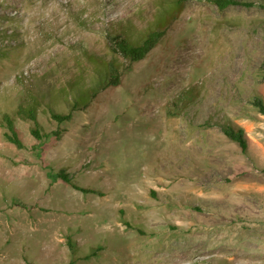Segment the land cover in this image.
<instances>
[{"label":"rangeland","instance_id":"374dc122","mask_svg":"<svg viewBox=\"0 0 264 264\" xmlns=\"http://www.w3.org/2000/svg\"><path fill=\"white\" fill-rule=\"evenodd\" d=\"M158 1L0 0V264H264V0H189L126 67L110 38L169 22ZM112 55L122 81L102 88ZM76 101L71 120L52 118ZM29 105L42 140L17 114Z\"/></svg>","mask_w":264,"mask_h":264},{"label":"trees","instance_id":"16d2710c","mask_svg":"<svg viewBox=\"0 0 264 264\" xmlns=\"http://www.w3.org/2000/svg\"><path fill=\"white\" fill-rule=\"evenodd\" d=\"M189 0H159L156 4L155 13H158L159 16H164L163 14H167L170 18L169 22L163 23V18L159 20V23L155 27L147 26L143 32L134 33L128 28L127 25H117L116 32H114V36L110 38L111 45L110 49L115 54H118L126 61H128L129 65L141 61L144 59L148 53L155 48L165 35L168 26L171 25L176 19L181 15L185 3ZM215 4L220 10H224L231 5H241L246 7H251L256 5L257 3L252 0H205ZM259 6H264L263 3H258ZM165 25V26H163ZM114 45V46H112ZM123 62L119 60L115 55H112L108 63H104L106 68V73H100V81L102 88H106L108 86H119L122 81V71L121 67ZM96 86V85H95ZM190 91H193L192 89ZM188 90H183L180 92L179 96L173 99V103L182 102L185 98L183 96L188 95ZM96 93V92H95ZM199 94V93H197ZM189 95H193L192 93ZM254 104L259 108L260 112L264 115V101L261 97H257L254 101ZM188 105V104H187ZM85 105H80L78 101L75 102L73 108L68 113L60 114L51 110V116L54 118L58 124H61L65 121L71 120L73 117V113L75 110H83ZM17 114L27 119L31 122L30 132L36 140H42L44 137H47L49 134L45 133L42 130V127L38 120V108L34 105H29V107L24 110L21 106L17 112ZM5 121L7 122L8 132H6V138L8 141L15 144L18 148H23L24 143L19 138L17 129L14 124V119L5 115ZM224 134L237 143L243 154L248 155L249 145L248 140L245 135L244 130L241 127H236L231 123H225L220 125ZM61 130L53 131V134L57 139L61 138L62 135ZM58 176L64 180L67 184L71 185L73 188L83 192V193H99L97 189L92 187H84L76 183L73 177L67 173L66 170H61ZM68 244L71 247L72 251L76 249V245L74 244L71 237L68 238ZM91 255H87L85 258H89Z\"/></svg>","mask_w":264,"mask_h":264}]
</instances>
